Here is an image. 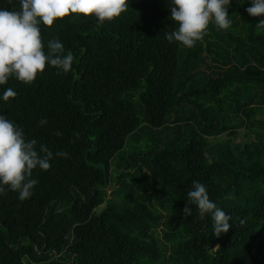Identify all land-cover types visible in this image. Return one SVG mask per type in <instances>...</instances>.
I'll return each instance as SVG.
<instances>
[{"label": "trees", "instance_id": "16d2710c", "mask_svg": "<svg viewBox=\"0 0 264 264\" xmlns=\"http://www.w3.org/2000/svg\"><path fill=\"white\" fill-rule=\"evenodd\" d=\"M250 6L231 0L230 28L210 23L192 48L166 39L178 27L168 0H128L102 25L82 15L41 24L45 51L57 38L74 62L0 85V115L54 154L33 171L30 198L0 194V264H161L158 229L172 264H264V17ZM9 87L17 96L5 102ZM193 181L232 217L220 237L194 206L182 217Z\"/></svg>", "mask_w": 264, "mask_h": 264}, {"label": "clouds", "instance_id": "9594fccd", "mask_svg": "<svg viewBox=\"0 0 264 264\" xmlns=\"http://www.w3.org/2000/svg\"><path fill=\"white\" fill-rule=\"evenodd\" d=\"M231 0H171L170 17L178 26L167 32L169 42L192 48L207 35L210 23L218 30H227L232 21L229 19ZM250 7L245 11L251 17H264V0H250ZM128 9V0H19L18 10L0 9V85L7 84L10 77L31 85L39 74L51 66L57 73H69L74 56L65 54L62 42L50 39L47 51L41 35V24L51 28L55 21L70 15L94 16L98 24L113 21ZM257 28L264 29V19ZM17 92L7 88L2 99L8 102ZM39 125L47 124L42 119ZM57 135H60L58 132ZM35 139H26L24 129L13 121L0 115V194L7 190L18 193L23 201L32 195V189L38 184L33 179L37 168L47 171L53 152L40 145L37 150ZM55 156L67 157L66 151H59ZM188 200L182 210V217L187 219L193 214V207L199 218L210 215L212 233L216 237L227 233L232 219L224 210L210 200L208 190L199 181H193L192 190L187 193Z\"/></svg>", "mask_w": 264, "mask_h": 264}, {"label": "rangeland", "instance_id": "374dc122", "mask_svg": "<svg viewBox=\"0 0 264 264\" xmlns=\"http://www.w3.org/2000/svg\"><path fill=\"white\" fill-rule=\"evenodd\" d=\"M168 6H169V7L172 6V5H171V0H168ZM259 118L263 119L264 116L261 115V116H259ZM246 131H247V130H245V129H241V130H240L241 134L237 136V138H238L240 141H242V140L245 138L244 134H245ZM225 139H227L226 136H221V137H219V138H215V139H211V140H212L213 142H218V141H224ZM131 171H134V170H131ZM111 188H112V189L109 190V193H111V192H115V190H116L118 187H111ZM110 198H111V199H117V200H119V197L115 196L114 193L111 194ZM152 201H153V204H154L155 206H153V204H151L150 202H147V204L149 205V207H151V208L154 209L155 211H161L160 207H156V206H158L156 200L153 198ZM171 206H172V205H171ZM106 207H107V203H105L104 205H102V206L97 210V213H101ZM172 212H173V211H172ZM165 213H168V211H165ZM155 234H156V236L158 237V239H159V241H160V243H161V245H162V247H163V249H164L165 258L163 259V261L161 262V264H172L171 261H170L171 253H172V245L166 243V242L163 240V237H162V235H163V230H162V229H158V230L156 231Z\"/></svg>", "mask_w": 264, "mask_h": 264}]
</instances>
